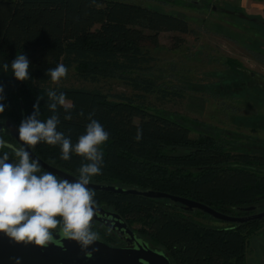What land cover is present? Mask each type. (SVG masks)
<instances>
[{
  "label": "trees",
  "instance_id": "trees-1",
  "mask_svg": "<svg viewBox=\"0 0 264 264\" xmlns=\"http://www.w3.org/2000/svg\"><path fill=\"white\" fill-rule=\"evenodd\" d=\"M163 32L188 34L192 30L183 16L131 1L0 0V85L6 97L5 111L0 114V139L6 146L0 149V156L6 152L9 162H17L16 146L20 148L5 120L10 119L18 128L33 113L38 97L39 119L46 120L52 115L47 107L52 89L63 92L71 105V120H64V109L59 108L58 130L70 132L74 143L84 133L87 116L93 111V118L110 134L101 146V173L91 182L163 191L234 216L264 210V154L235 150L234 144L213 133L192 137L188 125L146 104L147 95L169 96L168 90L147 75L154 57L145 46H158ZM19 53L30 60L31 77L23 82L15 79L10 66L7 71L3 68ZM60 63L81 80H120L137 94L49 87L51 79L45 72ZM138 128L142 138L137 141ZM29 147L45 162L77 178L78 169L86 162L75 154L70 161L62 160L59 146L39 143ZM44 172L40 168L37 174ZM93 191L95 201L112 206L130 224L141 222L143 234L156 245L153 249L162 252L171 264H246L249 238L264 220L207 226L187 213L209 215L186 211L168 199ZM248 207L252 210L246 211Z\"/></svg>",
  "mask_w": 264,
  "mask_h": 264
},
{
  "label": "rangeland",
  "instance_id": "rangeland-1",
  "mask_svg": "<svg viewBox=\"0 0 264 264\" xmlns=\"http://www.w3.org/2000/svg\"><path fill=\"white\" fill-rule=\"evenodd\" d=\"M122 1L183 16L192 30L188 34L163 32L159 34L158 46L146 44L145 48L154 57L152 71L147 75L169 92L167 98H162L160 93L147 95L146 104L188 125L192 137L213 133L234 144L235 150L264 154V126L257 124L251 128L252 119H264V93L253 86L247 89L239 86L249 80V72L264 73V27L260 24L264 17L261 21L253 20L248 11L236 9L230 0ZM60 85L98 88L110 95L137 94L120 80L103 79L96 83L81 80L72 69L58 84L48 83L49 87ZM235 121H242V127H235ZM187 214L207 226L229 224L202 214ZM131 226L155 248L143 234L141 222L133 221ZM260 244H264V220L249 238L246 264H264Z\"/></svg>",
  "mask_w": 264,
  "mask_h": 264
},
{
  "label": "clouds",
  "instance_id": "clouds-1",
  "mask_svg": "<svg viewBox=\"0 0 264 264\" xmlns=\"http://www.w3.org/2000/svg\"><path fill=\"white\" fill-rule=\"evenodd\" d=\"M11 68L18 81H27L30 76V60L17 54L5 71ZM45 75L59 83L68 75V68L60 63L48 68ZM4 87L0 85V114L5 111ZM32 114L26 116L18 127V139L24 146L34 147L39 143L59 146L60 158L70 161L73 154L81 157L78 178L68 180L51 172H40L37 161L30 158L25 147L15 150L18 162H9L5 152L0 156V233L16 243L33 244L45 248L54 243L58 235L62 239L76 241L82 249L93 245L99 237L92 230L95 192L88 186L92 177L101 173L104 163L101 146L109 139L104 126L94 119V111L87 116L88 123L83 134L74 143L70 132L58 130L61 124L59 108L64 109V120H71V105L63 92L48 91L47 107L52 113L46 120L39 119V101ZM79 115L83 116L81 112ZM142 138V129H137L136 140ZM6 146L0 139V149Z\"/></svg>",
  "mask_w": 264,
  "mask_h": 264
},
{
  "label": "water",
  "instance_id": "water-1",
  "mask_svg": "<svg viewBox=\"0 0 264 264\" xmlns=\"http://www.w3.org/2000/svg\"><path fill=\"white\" fill-rule=\"evenodd\" d=\"M264 25V21L261 22ZM5 126L11 137L20 147H25L29 152L30 158L38 162L41 169L51 172L58 177L68 180L77 179L76 176L63 171L51 164L45 162L38 157L29 146L22 145L18 139V128L10 120H5ZM90 189L98 191H109L113 193L139 195L148 198H164L173 203H178L186 211L199 210L210 217L227 223L243 224L250 221L264 219V210L254 212L247 215L234 216L220 212L209 205L199 201L189 199L183 196L170 194L163 191L151 189H136L122 188L108 184H98L90 182ZM246 211H251L252 207L245 208ZM102 211L101 208L94 206L93 218L101 220L97 213ZM105 225L115 229L122 230L130 238L133 237V232L129 230L125 223H121L120 216L117 213L107 212ZM113 223V225H111ZM260 251L264 256V244H260ZM0 264H171L168 258L157 249H153L146 242H135L133 248H114L108 246L102 241L97 240L87 249H82L76 242L68 239L57 238L54 243L49 244L45 248H40L33 244L16 243L4 233H0Z\"/></svg>",
  "mask_w": 264,
  "mask_h": 264
},
{
  "label": "flooded vegetation",
  "instance_id": "flooded-vegetation-1",
  "mask_svg": "<svg viewBox=\"0 0 264 264\" xmlns=\"http://www.w3.org/2000/svg\"><path fill=\"white\" fill-rule=\"evenodd\" d=\"M261 26L264 27V25H262V24H261ZM262 62H264V61H262ZM248 74H249V78H248L249 80L242 82L241 85H239V86L240 87L243 86L246 89L250 86H253V88L256 89L257 91L264 93V73L249 72ZM231 88H232V86H231ZM229 91H231V90H229ZM238 96L241 98V96L239 94H238ZM234 123H235V127H239V128L242 127V121L241 122L239 121V123L237 121H235ZM252 123H253V125L251 126V128L253 126L255 127L257 124H262V126H264V119H256V120L252 119ZM94 206L96 208L102 209V211L100 213H97V216L101 217L102 219L98 220V219L93 218V220L91 222L92 223V230H97L101 234V235H98L99 241H102L103 243L107 244L108 246H111L114 248H133V247H135L136 241L146 242L145 238L140 233H138L133 228V226H131L128 218H126V217L120 215L119 213L115 212L113 210L112 206H109L107 203L101 202V201H99V202L95 201ZM110 208H112V209H110ZM107 212L117 213L120 216L119 221L121 223L126 224L127 228L133 232L134 238L133 239L130 238L126 233L122 232V230H119L117 228L113 229V228L105 225L106 222L104 223V221L107 219H111L110 216H106ZM254 212H258V211H252V212H249L247 214H251ZM111 225H113V223H111ZM55 238L57 239V238H59V236L57 235Z\"/></svg>",
  "mask_w": 264,
  "mask_h": 264
},
{
  "label": "crops",
  "instance_id": "crops-1",
  "mask_svg": "<svg viewBox=\"0 0 264 264\" xmlns=\"http://www.w3.org/2000/svg\"><path fill=\"white\" fill-rule=\"evenodd\" d=\"M198 1V0H192ZM233 1L236 9L248 11L251 16L261 19L264 17V0H230ZM262 20V19H261ZM161 34V33H160Z\"/></svg>",
  "mask_w": 264,
  "mask_h": 264
}]
</instances>
